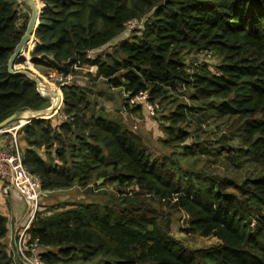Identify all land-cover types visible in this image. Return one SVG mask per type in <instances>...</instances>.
<instances>
[{
    "label": "trees",
    "instance_id": "obj_1",
    "mask_svg": "<svg viewBox=\"0 0 264 264\" xmlns=\"http://www.w3.org/2000/svg\"><path fill=\"white\" fill-rule=\"evenodd\" d=\"M38 1L34 47L16 66L32 63L48 68L44 75L51 77L52 70L73 79L61 87L55 116L31 120L18 131L23 164L43 192L91 191L100 179L103 187L118 188L103 191L105 203L37 211L27 246L41 248L39 261L264 264V0ZM21 6L0 0V123L15 112L51 106L35 83L8 70L30 19ZM133 21L142 22L140 30L123 38ZM203 54L217 59L215 71L189 63ZM84 68L88 80L79 84L74 79ZM98 81L123 91L125 111L137 97L161 104L186 90L193 105L178 104L163 117L166 143L193 141L186 129L192 119L225 120L230 124L221 143L185 145L183 153L241 175L221 177L205 163L200 173L179 175L171 163L152 159L123 112L91 102L89 91ZM170 214L185 216L186 235L217 243L188 249L172 235ZM8 235V219L0 214V264H13Z\"/></svg>",
    "mask_w": 264,
    "mask_h": 264
},
{
    "label": "rangeland",
    "instance_id": "obj_2",
    "mask_svg": "<svg viewBox=\"0 0 264 264\" xmlns=\"http://www.w3.org/2000/svg\"><path fill=\"white\" fill-rule=\"evenodd\" d=\"M20 3H22L21 9L23 10V13L30 16L31 11L29 7L23 2ZM141 23L142 22L133 23L130 28L126 30L123 38L129 37L135 34V31L140 30ZM30 47H32V44ZM25 55L28 56V53H25ZM189 63L191 65L205 63L212 71H215L214 68L217 64V59L204 54L198 56L195 55L189 59ZM17 68L20 70H30L35 75L40 77L43 85L59 91L56 84L51 82L50 76L48 75V77L47 75L43 74V72L47 71L48 69L45 68V66L36 67L29 63L25 65H17ZM50 71V74H52L51 76H58L57 72H53L52 70ZM78 72L79 73L76 75L74 80H76V82L79 84H84L87 82V69H80ZM92 73H95V71ZM93 85L94 88L89 91L91 102L99 107H105L113 112H123L125 123L129 131L138 137L140 142L146 147L152 159L159 162L171 163L179 175L186 174L187 172L191 174L200 173V171L202 172V167L205 163L203 158L186 157L183 153V147L185 145L189 146L194 143H201V147L208 146V143H221L219 139L222 135L227 133V127L230 124L225 120L220 121L216 120L215 118H210L208 122H203V119H201V122L192 119L189 123V126H186V129L195 135V139L193 141L189 140L186 142V144H167L166 140H168L169 136L165 131V127L168 124L163 120V117H166L172 111H175L178 104H186L188 106L193 105L189 99V93L186 90L180 89L178 92H173V97L176 99L174 102L172 99H166L160 104V101L150 102L148 101V98H146V100L141 102L139 106L125 111L122 110V106L125 102V95L122 90L110 89L105 84H103V81L95 82ZM219 143L216 147L221 145ZM232 144L239 147V143L237 141H232ZM10 146L11 144L8 145L7 148ZM205 165H209V171H213L215 174L221 177L226 175L238 177L242 173L235 172V169H233V171H229L225 169L224 166L214 165L212 161L206 162ZM104 182V179H100L99 181L95 182L91 187V191L74 187L72 189L54 191L48 194L42 192L37 211H39L40 208H42V210L54 209V211H62L65 208L68 209L69 207H75L80 204L105 203L107 202V199L103 195V191H113L118 190V188L112 185H106L103 187ZM26 209L29 211L27 214V219H29L30 214H32V212L35 210V207H30L28 205ZM19 220L21 219L17 220L15 217H11L10 223L17 225ZM170 220L172 235L180 240L185 245V247L190 250L209 248L217 243V240L215 239L210 241L211 238H202L199 236L191 237L186 235L183 232L185 216L182 214H170ZM14 238L17 241L20 239L19 232L14 234L13 229H10L9 235L5 239V243L7 245H9L11 242L14 243Z\"/></svg>",
    "mask_w": 264,
    "mask_h": 264
},
{
    "label": "built area",
    "instance_id": "obj_3",
    "mask_svg": "<svg viewBox=\"0 0 264 264\" xmlns=\"http://www.w3.org/2000/svg\"><path fill=\"white\" fill-rule=\"evenodd\" d=\"M133 23H138V21L131 22L128 25V28H130ZM24 57L26 58V55H24ZM88 70L93 72L96 70V68L92 67ZM50 79L51 82L56 84L59 91H61V87L71 84L73 78L71 76L64 78L62 76H51ZM143 101H145L144 97H137L131 100L130 105L136 107ZM26 124V122H20L17 125L9 129H4L0 132V135L3 133L12 134L11 146L0 150V182L3 185L4 198H7L10 195V192L14 191L24 197L30 207H35V210L32 212V214H30L26 228L20 235L19 242L22 246H24L25 250L30 253V257L27 258L28 263L42 264L37 257V254L41 251V248L36 244L30 247L27 246V230L30 228L35 219L41 193L43 191L41 188L40 179L29 172V170H27L23 164L17 133Z\"/></svg>",
    "mask_w": 264,
    "mask_h": 264
},
{
    "label": "water",
    "instance_id": "obj_4",
    "mask_svg": "<svg viewBox=\"0 0 264 264\" xmlns=\"http://www.w3.org/2000/svg\"><path fill=\"white\" fill-rule=\"evenodd\" d=\"M20 2L25 3L29 9L31 10V15L29 19V23L27 26V30L23 38L21 39L20 43L15 49L14 54L11 56L9 62H8V70L9 73L12 76H24L33 83H35L36 88L38 92L43 97H49L51 100V106L47 109H42L38 111H18L3 120L0 123V132L10 126L12 123H20V122H26L29 123L31 120H39V119H50L53 116L57 114V112L60 110L62 103H63V95L61 91H57L54 88H49L45 85H43L40 77L35 75L30 70L25 69H18L16 66V62L21 57H24L25 51L30 47L32 44V47H34V39H35V33L37 28L40 24V18L42 14V7L38 0H19ZM42 59L48 60L50 59L48 56H42ZM52 63L59 68L60 70L67 73V67L66 66H59L54 61ZM28 64V63H27ZM32 64V63H30Z\"/></svg>",
    "mask_w": 264,
    "mask_h": 264
},
{
    "label": "crops",
    "instance_id": "obj_5",
    "mask_svg": "<svg viewBox=\"0 0 264 264\" xmlns=\"http://www.w3.org/2000/svg\"><path fill=\"white\" fill-rule=\"evenodd\" d=\"M30 48L29 50H31ZM29 64V63H28ZM88 71V70H87ZM12 143V134L10 133H3L0 135V150L5 149L8 145ZM46 194L52 192H45ZM27 201L24 197L19 195L18 193L11 191L10 195L7 198L3 197V185L0 182V214L8 219V229H13L14 234L19 232V236L22 234L24 229L27 226L28 219V207ZM42 209V208H40ZM11 217H15V219H21L15 224L10 223ZM27 239L29 238V234H26ZM26 239V240H27ZM14 243H9V251L13 256V264H31L27 262V258L29 256V252L25 250L24 246L21 245L19 242L20 240H16L14 238Z\"/></svg>",
    "mask_w": 264,
    "mask_h": 264
}]
</instances>
